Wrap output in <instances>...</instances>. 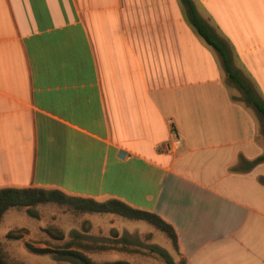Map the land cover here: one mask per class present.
Here are the masks:
<instances>
[{
    "label": "crops",
    "instance_id": "obj_1",
    "mask_svg": "<svg viewBox=\"0 0 264 264\" xmlns=\"http://www.w3.org/2000/svg\"><path fill=\"white\" fill-rule=\"evenodd\" d=\"M193 2L264 102V0ZM263 155V120L179 0H0V188L119 199L177 237L81 212L88 229L72 235L118 243L61 249L96 263L165 264L157 245L186 264H264ZM38 232L11 223L0 243L50 254L32 251Z\"/></svg>",
    "mask_w": 264,
    "mask_h": 264
},
{
    "label": "trees",
    "instance_id": "obj_2",
    "mask_svg": "<svg viewBox=\"0 0 264 264\" xmlns=\"http://www.w3.org/2000/svg\"><path fill=\"white\" fill-rule=\"evenodd\" d=\"M186 19L195 29V31L204 39V41L212 46L219 54L222 66L227 73L229 79L234 82L240 89L243 90L246 100L252 104L258 116L264 122V102L252 93L250 86L244 78L236 71L231 64V54L226 42L220 38L214 29L199 16L193 0H179ZM264 157V155H263ZM55 202L59 204H69L75 211L79 212H110L131 219H142L152 224L157 229L163 231L172 241L174 246H177V237L174 228L154 212L138 209L129 204L115 198H110L105 201H97L93 198L67 195L59 189H46L40 187H2L0 188V219L3 213L10 207H25L30 216L37 217L38 213L33 208L42 203ZM11 234V233H10ZM74 243L68 242L67 246ZM82 247L88 248L84 244ZM150 252L159 256L165 264H186L183 259L174 261L170 254L162 247L151 245ZM32 251L38 253L56 252L62 258L75 259L83 264H130L126 261H113L96 263L86 257L79 250L74 249H58L52 250L47 247L32 248ZM0 264H5L0 253Z\"/></svg>",
    "mask_w": 264,
    "mask_h": 264
},
{
    "label": "rangeland",
    "instance_id": "obj_3",
    "mask_svg": "<svg viewBox=\"0 0 264 264\" xmlns=\"http://www.w3.org/2000/svg\"><path fill=\"white\" fill-rule=\"evenodd\" d=\"M33 208L38 213L37 217L30 216L28 213V215H23L20 213L22 212L21 207H11L10 211H7L5 218L2 221V225L0 227L1 232H3L4 229H6V227L11 223L24 222L25 225H28L31 228H38L39 232L37 241L35 239L32 241L29 240V242H32L33 244L37 243L38 246H49L54 249H61L65 244L73 241V244H84L85 246L87 245L91 248L93 246H99L101 243H105V246L108 247L116 246L118 243L117 240L111 241L109 238L107 241H104L102 240V237L95 235H72V232L74 231H86L88 228L85 227V222L81 223L80 221L79 216L81 215V212L75 211L69 204L48 202L38 204ZM14 232L15 231H13V233ZM158 232V241L163 242V240H166L167 243L170 242L169 237L163 231L158 230ZM82 246L83 245L80 247L82 252H84L87 256H92L94 250L88 248L84 249ZM0 253L5 264H83L75 259L65 260L56 252L43 255L38 254L37 258L30 257V255L22 250L20 246L13 244L2 245V243H0ZM154 255L158 259L162 260L156 254ZM90 258L94 260L93 257Z\"/></svg>",
    "mask_w": 264,
    "mask_h": 264
}]
</instances>
